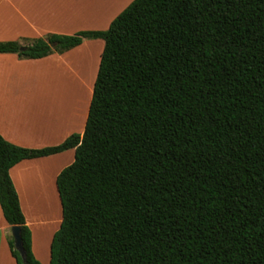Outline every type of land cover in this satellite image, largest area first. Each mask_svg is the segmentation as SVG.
<instances>
[{
	"label": "trees",
	"instance_id": "16d2710c",
	"mask_svg": "<svg viewBox=\"0 0 264 264\" xmlns=\"http://www.w3.org/2000/svg\"><path fill=\"white\" fill-rule=\"evenodd\" d=\"M105 42L82 135L0 134V205L41 264L10 169L75 149L50 264H264V0H133L106 30L0 41L39 59Z\"/></svg>",
	"mask_w": 264,
	"mask_h": 264
},
{
	"label": "crops",
	"instance_id": "0c3cea01",
	"mask_svg": "<svg viewBox=\"0 0 264 264\" xmlns=\"http://www.w3.org/2000/svg\"><path fill=\"white\" fill-rule=\"evenodd\" d=\"M132 1L0 0V41L16 40L27 44L50 34L106 30ZM104 45L102 39H85L64 53L54 52L39 59L0 53V134L11 143L29 148L58 145L74 133L82 135L94 84L93 81L86 82L89 67L81 58L83 53L90 57L98 52L99 68ZM77 56L80 59H75ZM47 63H63L59 67L60 75L57 73L61 81L57 92L59 97L61 93L62 99L45 106L39 99L29 98L28 78L30 66ZM79 71L83 76L78 80L76 74L79 75ZM74 153L75 149L71 148L49 156L25 159L10 169L32 232V250L41 264H50L51 243L62 222L56 179L74 160ZM10 234L11 226L0 205V264H17L8 242Z\"/></svg>",
	"mask_w": 264,
	"mask_h": 264
},
{
	"label": "rangeland",
	"instance_id": "374dc122",
	"mask_svg": "<svg viewBox=\"0 0 264 264\" xmlns=\"http://www.w3.org/2000/svg\"><path fill=\"white\" fill-rule=\"evenodd\" d=\"M82 55H84V57L83 59L81 58V60L87 63L89 67L86 72L88 75L87 76L88 80L86 79V82L88 83L90 81H93V84H94L96 77H97V73H98L97 62L100 59L98 52L94 53L90 57H86V54L84 53ZM75 59H80V56H77ZM62 65L63 63L62 64L61 63L60 64L58 63L48 64L47 63L43 65L30 66V72H29V78H28L30 99H39V101H41L45 106H48L50 102L51 104H54L55 101H57V99H62L61 93L59 97V93L57 92V87L59 86L61 82L60 77L57 78V73L60 75L59 67H61ZM83 69H84V66L82 67V70ZM81 76H83V74H81L79 71V75L76 74V79L79 80ZM84 98L87 99V97H84ZM74 159H75V156H74ZM61 209L62 208L60 206V210ZM57 212L58 210L56 211V214Z\"/></svg>",
	"mask_w": 264,
	"mask_h": 264
},
{
	"label": "water",
	"instance_id": "95a60500",
	"mask_svg": "<svg viewBox=\"0 0 264 264\" xmlns=\"http://www.w3.org/2000/svg\"><path fill=\"white\" fill-rule=\"evenodd\" d=\"M11 233L14 238L15 248L20 252L24 263H26V250L23 246L20 226L19 225L11 226Z\"/></svg>",
	"mask_w": 264,
	"mask_h": 264
}]
</instances>
